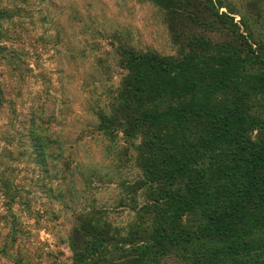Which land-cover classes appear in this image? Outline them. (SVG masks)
<instances>
[{
  "label": "rangeland",
  "instance_id": "rangeland-1",
  "mask_svg": "<svg viewBox=\"0 0 264 264\" xmlns=\"http://www.w3.org/2000/svg\"><path fill=\"white\" fill-rule=\"evenodd\" d=\"M174 1L201 20L154 0H0V177L12 187H0V264H73L81 213L120 237L145 227L141 141L99 130L97 111L125 74L119 50L174 56L201 39L245 48L244 36L264 44V0ZM34 135L46 141L44 158Z\"/></svg>",
  "mask_w": 264,
  "mask_h": 264
},
{
  "label": "trees",
  "instance_id": "trees-1",
  "mask_svg": "<svg viewBox=\"0 0 264 264\" xmlns=\"http://www.w3.org/2000/svg\"><path fill=\"white\" fill-rule=\"evenodd\" d=\"M244 39L245 48L201 39L174 56L121 47L125 74L97 111L99 130L141 141L146 225L120 237L92 213L77 215L73 264H160L174 254L181 264H264V44ZM33 140L44 158L46 141ZM0 187L12 191L1 177Z\"/></svg>",
  "mask_w": 264,
  "mask_h": 264
}]
</instances>
